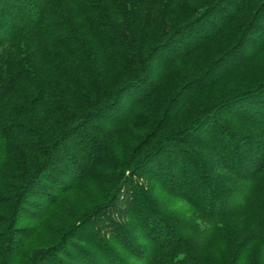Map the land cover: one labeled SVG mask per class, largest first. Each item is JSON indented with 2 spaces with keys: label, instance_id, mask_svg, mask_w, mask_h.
Returning a JSON list of instances; mask_svg holds the SVG:
<instances>
[{
  "label": "trees",
  "instance_id": "1",
  "mask_svg": "<svg viewBox=\"0 0 264 264\" xmlns=\"http://www.w3.org/2000/svg\"><path fill=\"white\" fill-rule=\"evenodd\" d=\"M264 0H0V264H264Z\"/></svg>",
  "mask_w": 264,
  "mask_h": 264
},
{
  "label": "snow or ice",
  "instance_id": "2",
  "mask_svg": "<svg viewBox=\"0 0 264 264\" xmlns=\"http://www.w3.org/2000/svg\"><path fill=\"white\" fill-rule=\"evenodd\" d=\"M261 170H264V166H262V169Z\"/></svg>",
  "mask_w": 264,
  "mask_h": 264
}]
</instances>
